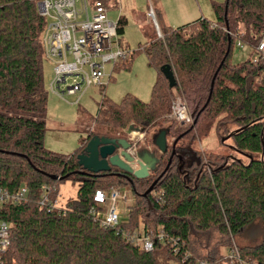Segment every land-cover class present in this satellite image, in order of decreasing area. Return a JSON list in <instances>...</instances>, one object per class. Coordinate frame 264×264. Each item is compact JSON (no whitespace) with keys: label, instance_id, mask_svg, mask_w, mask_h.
<instances>
[{"label":"trees","instance_id":"16d2710c","mask_svg":"<svg viewBox=\"0 0 264 264\" xmlns=\"http://www.w3.org/2000/svg\"><path fill=\"white\" fill-rule=\"evenodd\" d=\"M212 10L214 22L200 18L177 28L166 25L156 10L161 37L143 32L146 41L139 50L112 68L114 73L128 70L142 52L157 74L149 102L126 94L114 103L103 96L91 122L106 132L92 130L71 154H62L43 145L45 20L38 15L36 0H0V188H27L25 202L0 208V220L10 227L7 264H193L198 259L223 264L219 250L209 248L210 234L229 239L256 221L261 224V242L238 251L246 262L264 264V54L256 62L252 57L264 36V0H225L213 3ZM116 23L121 37L126 20L119 17ZM240 25L246 29L244 38ZM236 43L250 51L239 64L231 62ZM165 66L174 75V88L160 72ZM175 93L192 109L195 124L177 134L164 154H148L152 168L146 178L114 168L93 175L78 166L76 157L94 136L125 139L109 132L130 122L142 132L161 129ZM229 124L236 128L226 136L247 162L213 155L211 164L203 166L193 145L211 132L222 141ZM161 130L167 137L169 129ZM155 176L159 179L149 194L137 192ZM64 181L77 184L75 197L58 209L41 208L40 187L50 188V200H55L57 186ZM113 186L127 187L135 201L126 222L106 228L90 211L98 209L95 195ZM139 227L151 228L153 234L161 228L166 238L177 241L178 252L166 240L154 241L150 252L124 240L121 232ZM202 236L207 241L201 248L197 244L205 253L195 254L191 238Z\"/></svg>","mask_w":264,"mask_h":264},{"label":"rangeland","instance_id":"374dc122","mask_svg":"<svg viewBox=\"0 0 264 264\" xmlns=\"http://www.w3.org/2000/svg\"><path fill=\"white\" fill-rule=\"evenodd\" d=\"M198 1H200V5L205 14V16L203 15L202 17L204 19H207L206 16L208 15V12L210 11V13H212L211 4L223 3L225 0H221V2H218V0ZM165 3L170 16L173 17V20H170L171 23L175 25L173 27L184 25V23L176 24L177 22L181 21L177 16L178 10L171 9V7L175 6L176 0H165ZM204 3L207 6H205ZM147 5L151 7L146 11ZM154 5V0H119V2L116 1L109 6L107 12V18L109 21L115 23L119 16H123L127 20V25L124 29V34L122 36L121 42L124 46H126V49L129 53L137 52L139 50L138 45L143 44L146 41V38L143 36V29L146 28L150 33H154V36H156V38L161 37V35L160 37L158 36V32L153 24V20L149 17V13L150 11H152L155 18L157 9ZM195 5L196 4L194 2V6ZM118 7L120 8V11L118 10ZM195 9L197 11V6L195 7ZM140 17H142L143 19H141ZM142 20H144V24L141 23ZM245 33V27L240 25V37L244 38ZM238 44L239 43H236L231 51V62L233 64L242 63L250 54V51L248 49L246 51H243ZM254 56L255 53H253L252 57L254 58ZM52 69L53 65L51 63L47 61L43 62L42 85L43 89L47 93L46 113L44 115L46 131L44 133L43 145L46 149L52 152L62 154H71L77 148L79 140L81 138L83 139L87 137L88 132L92 130H101L100 127L96 126L91 121L96 117L98 106L103 96L114 103H119L126 94H130L139 98L141 101L148 103L150 99L151 89L156 81L157 76L156 71L148 65L145 55L142 52H138L134 56L128 70L114 73L112 72V64H106L104 65L103 69L105 77L100 81V86H93L88 88L86 92L80 97L66 96L64 99H59L49 91V85L52 79ZM177 95L179 94L175 93L173 98ZM181 97L183 98V96ZM172 99L170 100V103ZM183 100L185 101L184 98ZM187 109L191 116L192 109H190L188 105ZM166 119L167 122L161 124L160 128L169 129L168 136L166 137V144L170 146L177 134L183 133L189 126L192 125V122L189 126L184 127L178 125L168 117ZM132 125L133 122H130L125 126V128L117 131L112 130L111 132H109V134L114 135L115 132L118 134L120 133L121 135H124L127 141L131 140L132 143H137L135 149L140 157L146 158L148 157V154L150 152H153L155 155H159L160 153L152 144V141L161 129H159V127H155L140 133V128L136 126L132 128V133L136 134L127 136L125 132L128 127ZM235 128L236 127L234 125H226L225 128H223L222 141H219L215 137V134L211 132L201 141L195 142L193 146L202 158L203 166H208V164H211L210 161L213 155L223 157L227 160L235 159L243 163L247 162L246 155L235 152L232 148V140L226 136L227 131H231ZM101 131L106 132L105 128H102ZM262 158L264 160V156ZM158 179L159 177H153L148 187L144 189H137V192L140 194L143 193V195H145L146 191L153 185V183H155L153 187L156 186ZM113 187L120 188L131 194L130 190L127 187ZM76 192L77 184H74L71 181H64L59 183L57 186V194L55 197L56 207H63L68 199H73L75 197ZM134 201L135 198L131 194V200L128 203L120 205L123 208L127 207L130 212L132 207L134 206ZM141 228L142 227H139V229ZM150 231L153 232L151 228ZM205 238L206 237L202 236L197 238L195 241H193V238H191L195 254L202 255L203 253H205V251L199 249L198 247V244H201V248L202 244L207 241ZM261 238V224L256 221L252 225L244 229L240 234L229 239L217 232H213L208 238V244L209 248H215L219 250L221 254H223L228 245L230 246L231 244H234L237 247H255L261 242Z\"/></svg>","mask_w":264,"mask_h":264},{"label":"built area","instance_id":"2783aa9c","mask_svg":"<svg viewBox=\"0 0 264 264\" xmlns=\"http://www.w3.org/2000/svg\"><path fill=\"white\" fill-rule=\"evenodd\" d=\"M37 12L45 20V29L41 42L44 59L53 65L52 79L49 85L51 94L59 99L66 96H82L93 86H100L105 77L104 65L112 64V68L126 59L130 53L122 47L117 35V23L107 18L108 8L101 0H36ZM149 17L154 19L152 11ZM160 37V35L158 34ZM246 51L247 47L238 44ZM264 54V36L255 48L253 62ZM170 118L180 126H189L192 122L187 105L180 95L175 96L170 103ZM132 134L136 133H131ZM131 148L128 153L137 159L136 144L128 141ZM138 160V159H137ZM50 188L40 187L38 205L41 208L58 209L56 201L50 200ZM27 188L22 186L14 191L0 188V208L5 204L25 202ZM131 194L117 187L98 192L94 197L97 210L90 214L102 227L117 228L126 222L129 210L120 204L128 203ZM127 242L144 252H150L154 241H164L170 244L177 253V241L166 238L162 229L155 234L148 229H138L131 232H121ZM166 238V239H165ZM10 246L9 224L0 220V264H7L5 256ZM188 257L185 255L183 261ZM182 261V262H183ZM223 264H256L242 260L238 247L231 244L221 255ZM193 264H210L206 259L195 260Z\"/></svg>","mask_w":264,"mask_h":264},{"label":"water","instance_id":"95a60500","mask_svg":"<svg viewBox=\"0 0 264 264\" xmlns=\"http://www.w3.org/2000/svg\"><path fill=\"white\" fill-rule=\"evenodd\" d=\"M153 24L160 35L155 18L153 19ZM160 72L167 81L168 87L174 88L176 81L170 67H162ZM194 124L195 120L193 121L192 126ZM132 132L133 130L130 126L126 130L125 134L130 136ZM141 132L142 131H140V133ZM153 145L160 154H164L166 152L167 144L165 130L159 131L153 138ZM130 148L131 144L126 139H109L94 136L88 140L83 152L76 157L78 166L81 167L84 172L93 175L108 173L112 168H114L121 171L123 174L132 176L136 179L146 178L152 168V161H150L148 157H140L138 154L136 156L138 160L135 159L128 153ZM51 179L55 181L60 180V178L57 177H51ZM154 184L155 183H153V185ZM153 185L148 188L145 195L151 192Z\"/></svg>","mask_w":264,"mask_h":264},{"label":"crops","instance_id":"0c3cea01","mask_svg":"<svg viewBox=\"0 0 264 264\" xmlns=\"http://www.w3.org/2000/svg\"><path fill=\"white\" fill-rule=\"evenodd\" d=\"M116 1L119 2V0H108V2H106L105 4H106L107 8H109V6L112 5V3L116 2ZM194 2L196 4L195 6H194ZM218 2H221V0H218ZM154 3H155L154 6L156 7L157 11L161 12L162 18H163L164 22L166 23V25H168L172 28H177V27H173L175 25H173L170 21L171 19L173 20V17H171L169 14V11L166 7L165 0H154ZM200 4L201 3L198 0H195V1L194 0H176L175 6L171 7V9L178 10V14L177 13L176 14H177L178 18L181 20L180 22H177L176 24L184 23V25H185V24L192 23V22H194L200 18H203L202 16L203 15L205 16V14H204L203 9H202ZM212 4H211V9H212ZM217 4H221V3H217ZM204 5L207 6L205 3H204ZM196 6H197V11L195 9ZM150 7L147 5L146 11ZM118 10L120 11L119 7H118ZM143 15H142V17H143ZM119 17H123V16H119ZM142 17H140V18L143 19ZM123 18H125V17H123ZM206 18L208 19V21L214 22L213 10H212V13H210V11L208 12V15L206 16ZM125 20H126V18H125ZM116 22H117V20H116ZM126 23H127V20H126ZM141 23L144 24V20H142ZM143 31L149 32L146 28L143 29ZM123 34H124V30H123ZM122 36L118 37V39L120 41L121 46L126 48V46H124L123 43L121 42Z\"/></svg>","mask_w":264,"mask_h":264},{"label":"bare ground","instance_id":"6f19581e","mask_svg":"<svg viewBox=\"0 0 264 264\" xmlns=\"http://www.w3.org/2000/svg\"><path fill=\"white\" fill-rule=\"evenodd\" d=\"M136 164V163H135ZM134 166H136V165H134Z\"/></svg>","mask_w":264,"mask_h":264}]
</instances>
